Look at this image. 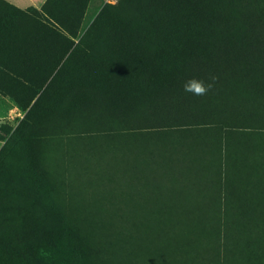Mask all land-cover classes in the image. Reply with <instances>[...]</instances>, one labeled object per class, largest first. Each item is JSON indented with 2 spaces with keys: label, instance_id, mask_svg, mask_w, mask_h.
<instances>
[{
  "label": "rangeland",
  "instance_id": "1",
  "mask_svg": "<svg viewBox=\"0 0 264 264\" xmlns=\"http://www.w3.org/2000/svg\"><path fill=\"white\" fill-rule=\"evenodd\" d=\"M217 3L194 96L214 0H90L54 64L13 42L41 7L0 0V264H264V129L237 120L254 76L264 127V0Z\"/></svg>",
  "mask_w": 264,
  "mask_h": 264
},
{
  "label": "trees",
  "instance_id": "2",
  "mask_svg": "<svg viewBox=\"0 0 264 264\" xmlns=\"http://www.w3.org/2000/svg\"><path fill=\"white\" fill-rule=\"evenodd\" d=\"M55 0H46V2L41 7V13L35 17V19L29 20V25H25L22 28L15 30L16 38L13 40V42L18 45H21L23 41H26L28 43V47H31V49H36V46L38 43L40 44V47L37 48L38 51L43 52L42 45L44 43H50V46H54L52 49L53 52V60L48 61L49 64H54L56 61H63L68 54L71 52L73 47L75 46V38L77 36V31L79 29V26L81 25V18H82V12L83 9L87 7L88 2L90 0H80L78 2L72 1L71 5H65L62 3L53 2ZM7 6V5H6ZM216 6H218L217 0H214V10H213V51H212V61H213V72H214V61L216 58V48H215V38L216 33H218V30L216 29V21H217V10ZM38 10L37 8H33ZM16 11H19V8L15 6L8 5L5 10V17L8 18V20H11L13 17H15L18 21L21 23L25 20H27L24 16V14H19L17 16ZM7 21V20H6ZM8 22V21H7ZM222 32V31H221ZM41 41V42H39ZM58 43V47H55ZM61 46V47H60ZM61 48V49H60ZM30 51L27 59H14V61H25L27 63L29 69H34L33 66H35L37 59L34 58L33 51ZM36 50V51H37ZM37 51V53H39ZM6 74V73H5ZM253 77V80L250 77L244 81L247 84H250V92L252 94L247 93L244 95V98L241 100H238L237 105V120H239L242 125H238L241 128L244 129H261L264 127L261 125V123L258 121L257 118L260 117V114L256 111V104L254 102V95L256 93V80ZM212 109V107H211ZM264 117V113H263ZM209 121L211 123V126L209 127H185L180 128L178 130H192V129H209L210 127H214L215 124H225L224 121H215L213 118V113L211 112L209 116ZM264 121V120H263ZM213 124V125H212ZM236 126V125H233ZM211 129V128H210ZM134 132H140L142 134H146L145 132H150V130H140V131H127L124 133V135H128L129 137L134 136ZM111 134H123L120 132H115ZM146 184L144 181H142V185ZM141 185V186H142ZM131 200V199H129ZM140 202H135V204H138Z\"/></svg>",
  "mask_w": 264,
  "mask_h": 264
},
{
  "label": "clouds",
  "instance_id": "3",
  "mask_svg": "<svg viewBox=\"0 0 264 264\" xmlns=\"http://www.w3.org/2000/svg\"><path fill=\"white\" fill-rule=\"evenodd\" d=\"M216 77H211L210 83H205L204 80H199L192 78L184 83V91L186 93H191L194 96H203L208 93V91L214 87Z\"/></svg>",
  "mask_w": 264,
  "mask_h": 264
},
{
  "label": "crops",
  "instance_id": "4",
  "mask_svg": "<svg viewBox=\"0 0 264 264\" xmlns=\"http://www.w3.org/2000/svg\"><path fill=\"white\" fill-rule=\"evenodd\" d=\"M9 1H11L13 4L19 7H22V8H25L27 6H34V7L40 8L46 2V0H9ZM205 69H206V74H207L206 79L208 81H211V77H213V61H205ZM211 91H212V88H211ZM207 120L208 119L206 118V122ZM200 126L209 127L211 126V123L209 121L208 123L204 125H197L195 127H200Z\"/></svg>",
  "mask_w": 264,
  "mask_h": 264
}]
</instances>
